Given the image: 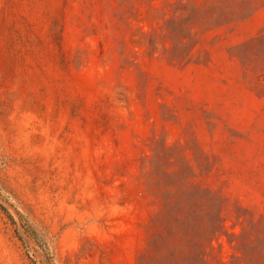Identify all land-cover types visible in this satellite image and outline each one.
<instances>
[{
    "label": "rangeland",
    "instance_id": "obj_1",
    "mask_svg": "<svg viewBox=\"0 0 264 264\" xmlns=\"http://www.w3.org/2000/svg\"><path fill=\"white\" fill-rule=\"evenodd\" d=\"M197 250L264 264V0H0V264Z\"/></svg>",
    "mask_w": 264,
    "mask_h": 264
},
{
    "label": "trees",
    "instance_id": "obj_2",
    "mask_svg": "<svg viewBox=\"0 0 264 264\" xmlns=\"http://www.w3.org/2000/svg\"><path fill=\"white\" fill-rule=\"evenodd\" d=\"M211 233L215 234L216 232L213 230ZM193 264H204L203 256L198 250L194 253Z\"/></svg>",
    "mask_w": 264,
    "mask_h": 264
}]
</instances>
